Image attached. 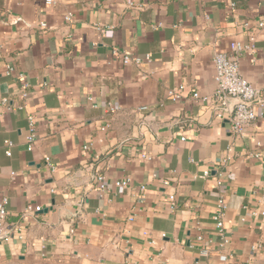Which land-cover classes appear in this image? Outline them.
Masks as SVG:
<instances>
[{
    "label": "crops",
    "instance_id": "crops-1",
    "mask_svg": "<svg viewBox=\"0 0 264 264\" xmlns=\"http://www.w3.org/2000/svg\"><path fill=\"white\" fill-rule=\"evenodd\" d=\"M233 40L253 42L239 71L260 92L241 136L214 95ZM261 103L264 0H0V264H264Z\"/></svg>",
    "mask_w": 264,
    "mask_h": 264
},
{
    "label": "built area",
    "instance_id": "built-area-1",
    "mask_svg": "<svg viewBox=\"0 0 264 264\" xmlns=\"http://www.w3.org/2000/svg\"><path fill=\"white\" fill-rule=\"evenodd\" d=\"M46 3H51L52 0H45ZM65 21H70L72 18L71 13H67L64 15ZM259 26L262 25V22H259ZM41 26H44L42 23ZM96 29L103 33L104 35H108V33L111 32L110 27H101L99 25L96 26ZM254 44L250 40L247 43L233 40L229 43V49L228 51H219L216 52L212 56V65L214 69L213 73V81H214V95L218 99L221 100V103L223 105L226 104L225 99H233V98H239L243 102H250L253 100H256L259 98V90L256 89L249 81H247L245 78L242 77L239 71V57L243 54H253L254 52ZM144 59L149 60V55H145ZM142 60L140 57H130L126 54L123 55V62L127 63L129 61H133L135 63H139ZM11 65L5 66V74L10 75L12 72ZM18 77L23 80L21 82L20 86V95L21 97L25 98L28 95L27 88L28 83L24 80V75L20 73ZM181 88V86L179 87ZM168 94L172 98L179 97L176 91L169 90ZM194 99H200L202 102H207L209 100V97L206 95L200 96L198 92H194L192 94ZM5 101V100H4ZM262 104V110H264V103ZM23 107L20 106L19 109H22ZM108 110L110 112L114 111V108L111 105H108ZM140 109H145V107H142ZM261 113V112H260ZM257 114L254 111L252 105H246L244 103H237L233 107V111L230 114L229 117V131L236 136H241L245 128L250 125L253 120L256 118ZM27 121H28V134L26 136V141L28 143L27 149L30 150L32 148V144L35 140V134H34V120L33 116L31 114L27 115ZM108 124H105L104 127H107ZM5 145L7 146V149L5 151L6 155H10V147L12 143L9 140L4 141ZM259 150H264V142L258 141L257 143ZM255 157H258L260 155V152H255L253 154ZM45 165L49 170H53L54 166L50 160L49 157L44 158ZM209 174L208 169L202 170L200 173V177H205ZM95 186L100 190L104 191L106 189V182L104 180V177L101 174H96L94 177ZM130 178H125L122 180H116L114 182L115 186H125L129 184ZM165 183V182H164ZM141 189H144V186H141ZM168 201L170 202V207H173V201L174 196L172 194L167 196ZM6 203L7 199L4 197L0 199V240L5 239L8 235L7 227H6ZM40 206H35L34 210H39ZM226 209V205L223 203V201L219 200L217 205V210L213 214V220L215 221L216 228L219 230V232L222 233V225H223V215L224 211ZM256 212H252V214H255ZM261 215L264 216V211L260 212ZM164 236V234H162ZM197 240H201L202 236L199 234L196 237ZM227 240L225 238L222 239L221 246L226 243ZM153 243V241H151ZM254 248V247H253ZM222 259H225L224 256L221 257Z\"/></svg>",
    "mask_w": 264,
    "mask_h": 264
},
{
    "label": "water",
    "instance_id": "water-1",
    "mask_svg": "<svg viewBox=\"0 0 264 264\" xmlns=\"http://www.w3.org/2000/svg\"><path fill=\"white\" fill-rule=\"evenodd\" d=\"M255 102V100H253V101H250V102H243L241 99H239V98H233L232 99V103H231V107L232 108H230V111H233V107H234V105L235 104H237V103H244V104H246V105H252L253 103Z\"/></svg>",
    "mask_w": 264,
    "mask_h": 264
}]
</instances>
